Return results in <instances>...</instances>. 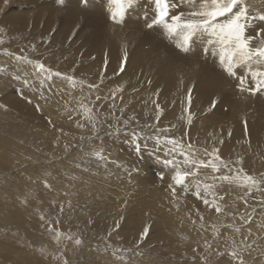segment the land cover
<instances>
[{
  "label": "rangeland",
  "instance_id": "obj_1",
  "mask_svg": "<svg viewBox=\"0 0 264 264\" xmlns=\"http://www.w3.org/2000/svg\"><path fill=\"white\" fill-rule=\"evenodd\" d=\"M40 1L43 2V0ZM56 1L60 2L56 7V11H59L54 12L56 15L52 16L54 18L51 17V22L54 25L48 24L51 28L47 29L44 28L46 22L41 21L36 25L38 22H31V19L27 23L18 25L17 30H10L7 26L9 25L7 16L13 11L17 12L20 9L24 11L28 7L25 4H20L18 0H12L6 7L3 6V11L0 9V41H3L0 43V55L10 57L18 64L20 63L21 68L18 69L23 73L27 72L26 74L34 73L36 78L44 79L45 71L51 72L55 79L52 92L61 90V101L69 108L68 111L57 114L58 111L51 108V99H46L40 94L33 96L27 90L29 86L26 88V85L23 86L25 83L18 82L20 77L19 79L17 77L8 79L9 72L6 71L8 66L4 65L5 61H2L3 64L0 62V174L4 175L3 177H6L7 180L12 178L11 181L14 184L21 181L22 184L28 185L23 195L17 194L21 190L20 187L17 186L16 190L13 188L7 200L18 205L22 204L24 207L27 204L30 205L27 209L21 206V210L29 216L25 222L37 223L32 227L38 235V238H33L22 227L3 223L2 215L13 219H18L19 216L15 210H8L0 205V264L2 262V264H24L20 260V256L16 254L19 251L27 253L30 249L36 251L31 256L38 258L39 264H64L65 260L67 264H193L194 262L197 264H239V261L230 255L233 251L238 253L244 264H264V183L249 189L238 183L221 179L224 175L234 177L241 168L245 173L257 178L264 175V140L259 142L253 135H247L238 141L215 140L207 128V115H204L202 110H196V108H201L196 106L192 100L191 104L187 102L188 95L182 100H176L165 93L157 94V92L150 91L149 84L151 82L148 81L139 84L138 88L135 86L137 83L130 85V60L137 56L139 58L143 54L146 59H153L152 62L158 64L159 71L162 70L165 73L163 70H166V67H162L163 62H169L167 59L173 57L171 55L174 53V47H170L174 46V36L166 35L168 33L164 32L166 29L163 28V25H159L160 27L156 25L151 29L147 27L155 14L153 0H135L123 17H118L116 21L111 16H106V14L112 15L115 10V5L111 3V0H77L81 6L76 8L73 5L77 12L84 13L86 10L88 14H94L86 5L87 1H92L97 5L95 8L100 10L101 14H105H94V16L80 14L79 18L74 20L76 21L74 24L77 26L72 30L69 39H57L55 36L66 28V24L73 25V20L68 19L72 16L68 9L70 1L47 0L43 4L55 6ZM198 1L194 0L196 5L200 3ZM172 2L177 3L178 1L172 0ZM243 3L248 8L249 16L247 17H253L251 20L255 18L260 21V25L254 26L255 29H252L253 27L251 28L246 21V35L256 37L252 40L251 45L256 40L258 43L264 41V20L259 18L264 15V0H255V2L243 0ZM39 4L35 8H38ZM189 5L183 0L179 1L178 8L170 9V16L179 11L190 10ZM24 6L25 8H23ZM75 14L78 13L75 12ZM83 16H89V24L81 21ZM99 18H103L104 21H99ZM57 20L60 21L58 24ZM116 33L123 37L124 42H115V40H119ZM99 35L105 37L104 46L115 44L114 47L120 49L121 58L116 61V66L114 65L115 61L110 57L112 46L106 48L101 45L100 50L95 49L92 53L88 52V56L77 51L76 48L82 43L77 44L76 39L81 37L83 42L82 36L99 37ZM74 38L76 39L74 40ZM209 39L212 38L204 36L195 39L194 42L202 44L199 49H204L205 44L215 45V43H208ZM142 40H145L144 44ZM163 41L165 44L158 43ZM194 42L191 46L195 45ZM133 44L135 45L133 46ZM215 48L217 49V47ZM23 57L27 59H18ZM122 62L124 64L123 71L120 70ZM37 64H43L44 71L38 69ZM207 65L208 63L203 66ZM30 67L34 68L33 72ZM171 67H169V72L171 70V72L179 74L180 66L174 67L173 64ZM193 68L189 67L188 69ZM162 72L160 76L163 75ZM2 77L6 79V84L2 83ZM68 77H71L72 80H69ZM72 81H75V84ZM226 85L224 88L226 91L229 89L228 93L226 92L228 98L241 96L244 98L245 93L254 94L247 90L255 86L250 81H245L243 85L245 90L243 91L240 87L241 84L239 86H234L232 83ZM143 86H147V89H143ZM144 90L145 93H143ZM136 91L140 93L136 94ZM146 92H150V94L147 93V98ZM258 92L260 93V91ZM5 93L10 94V99L3 96ZM41 93L43 92L41 91ZM133 93L134 95H132ZM142 94L146 96L144 97ZM154 94L156 97H152ZM162 95H166V97H162ZM127 96H131V98ZM184 100H186V104L183 102ZM157 105L161 108H157ZM136 106L137 110L138 107L141 110L144 108L140 114L149 117V120L146 119V123L145 120L137 116ZM147 106L149 107L147 108ZM178 106L179 108H177ZM86 109L91 111H86ZM165 109H168L167 112ZM152 114L154 120L156 118L159 120L153 121ZM180 115L182 116L180 117ZM189 116H191L190 124L188 123ZM175 120H178V123ZM183 126H186V129ZM14 135L15 138L12 137ZM19 135L21 136L19 137ZM193 135L194 137H191ZM165 137L184 143L180 144V149L175 150V159L178 161L183 159L179 154L181 149L185 150L184 152L188 151L185 144L193 143L192 149L203 159L210 158L205 153L206 148L208 153H211L214 148L219 149L218 154L228 167L222 168L219 173H213L211 169L201 170L199 179H191L189 185L179 188L170 182L168 184L172 187H169L158 174L152 173V164H155L152 159L162 161L163 158L164 162L173 159V145L169 144ZM195 137H198L199 140L196 141ZM199 143L201 144L199 145ZM114 149L118 152H115ZM197 149L202 150L198 151ZM203 151L204 153H202ZM96 152H100L103 158L96 156ZM123 157H126L125 162L129 165H123L127 170H125V175H122L124 181L118 180L120 183L115 187L117 190L113 193L114 202L107 203L104 198L103 201L90 202L91 195L98 197V194L96 195L93 190L100 185L104 187L110 185V183L103 182L100 176H107L108 173V176L113 178L112 176L121 174V172L118 173L117 168L122 165L120 159ZM103 167L104 169H102ZM102 172L104 173L102 174ZM138 176L151 177V180L162 189L160 193L162 197H155L157 191L149 192L146 183L139 184ZM72 177L77 178L79 183L85 184L88 189L87 199L78 196L79 193L76 196L77 190L64 192L60 187L55 190L53 186L55 182L65 181ZM148 185L150 187L151 184ZM195 185L200 186L195 188ZM205 185L210 189L207 192L204 191ZM51 187L52 190H50ZM173 189H175V194H173ZM58 190L61 192L60 194ZM197 191L201 193L199 198L196 195ZM32 196H37L39 200L37 201V198ZM215 197H217V202L223 205L222 213H217L214 207L210 208L203 203L204 198L211 201ZM219 197H223V200H219ZM127 200H134V203L136 201L138 210L133 207L127 211L125 209ZM29 201L34 202L32 206L40 210L33 212L34 208ZM147 203H153L154 206L150 207ZM166 203L168 207L165 205ZM170 209H173L174 212H171ZM143 210H146L147 221L141 225L137 218L140 215L138 211L142 212ZM188 210H190V214L194 212L197 215L192 220L185 218L189 222L185 219L184 223L183 221L179 222L182 218L180 214L186 213ZM160 211L168 215L172 224L176 221V225L177 223L178 225L176 226L174 223V227L172 226L170 229L168 224H158L156 218ZM186 214L189 216L188 213ZM57 221L59 223H56ZM185 222L189 224L186 225ZM117 223L119 224L118 228ZM50 225L52 230H49ZM152 226L155 227V230ZM145 227L149 228V233L141 240V233ZM188 227L193 230V233L195 232L194 235L198 236L202 233L199 236V241L195 239L197 237L192 239L193 236H189L188 238L187 235L191 232ZM221 228L229 230L222 231ZM232 230L236 232H232ZM57 232L60 233L59 237L56 235ZM190 235L192 234L190 233ZM221 236H224L227 244H221V240H219L222 238ZM75 239H79L81 243L77 245ZM178 246H181V249ZM26 248L28 249L26 250ZM10 250L14 251L10 252ZM4 251L8 255H5ZM1 254L4 258L1 257ZM4 255L9 260H6Z\"/></svg>",
  "mask_w": 264,
  "mask_h": 264
},
{
  "label": "bare ground",
  "instance_id": "obj_2",
  "mask_svg": "<svg viewBox=\"0 0 264 264\" xmlns=\"http://www.w3.org/2000/svg\"><path fill=\"white\" fill-rule=\"evenodd\" d=\"M10 1L12 0H0V9L3 11L4 10V7H6ZM16 1V0H15ZM47 0H43V2H46ZM51 1V0H50ZM55 1V0H53ZM69 5H68V9H70L71 11V14L72 16L68 19H72L73 20V25H69V24H66V28H64L62 31H59L58 34L55 36L57 39H62V38H66V39H69V37L72 35V30H74V27H76L77 25H75L74 23H76L75 18H79L80 14H83V15H92L94 16V14H98V15H103L101 14L100 10H98L97 8H95L97 5L96 3L92 2V1H87L86 2V5L88 6L87 8L91 9L90 11L94 12V14H88L86 12V10H84V13H79L77 12V10L75 9L76 8H79L80 4H78L79 2L77 0H69ZM178 1V0H176ZM181 1V0H179ZM255 2V0H253ZM257 1V0H256ZM18 2L20 4H25L26 7H28V9L24 10L23 8H25V6L22 8L24 11H21L18 10L17 12L16 11H13L11 14H9L7 16V19H9V25L8 28L10 30H17L16 27L20 24H23V23H27L28 20H31V22H38L36 23L37 24H40L41 21H44V23L46 22L45 25V29L49 28L53 22L52 21V16H55L56 14H54V12H58L59 10L56 11V7L60 4L59 1H56L55 2V6H52L51 4L50 5H46V4H43V2H41L40 0L39 1H34V0H18ZM184 3L185 0H183ZM198 2H201V0H199ZM249 2V1H248ZM252 2V1H251ZM39 4V7L38 8H35V6ZM49 3H53V2H49ZM63 4V3H62ZM195 4V2H194ZM250 4V3H249ZM253 4V2H252ZM75 7H74V6ZM84 5V6H86ZM4 6V7H3ZM30 7V8H29ZM81 7V6H80ZM101 7V6H100ZM103 7V6H102ZM192 5H189V8H191ZM247 7V6H246ZM83 8V7H82ZM111 8V7H110ZM181 8V7H180ZM253 8V7H251ZM111 9H114V8H111ZM105 10V8H104ZM89 11V12H90ZM188 11V10H186ZM78 13V14H75ZM86 12V13H85ZM91 13V12H90ZM8 14V13H6ZM135 15V14H134ZM75 16V17H74ZM107 17H112V15H107ZM249 16V14H248ZM52 17V18H51ZM101 17V16H99ZM131 17V16H130ZM133 17V16H132ZM248 19L246 20L247 21V24L252 28V29H255L254 26H258L260 25V21L257 20V19H253L251 20V18L253 17H247ZM89 16H83L81 21H84L86 24H89ZM112 19V18H111ZM55 20V19H54ZM60 20V19H59ZM99 21H104L103 18H99ZM40 22V23H39ZM60 21L57 20V24L59 23ZM78 22V21H77ZM254 22V23H253ZM121 23V22H120ZM29 24V23H28ZM49 24V25H48ZM62 24V23H61ZM35 25V24H34ZM54 25V24H53ZM41 26V25H40ZM39 26V27H40ZM159 26V25H158ZM162 26V25H161ZM160 27V26H159ZM264 27V26H263ZM51 28V27H50ZM164 28V27H163ZM44 29V30H45ZM42 30V29H41ZM77 30V29H76ZM159 30V29H158ZM96 32V31H95ZM161 32V31H160ZM164 32L168 33L167 30H164ZM119 40H115L116 43H120V42H124L123 40V37H121L118 33L115 34ZM161 35H163L161 33ZM166 35H169V34H166ZM109 38H112L111 36H108ZM76 38H74L75 40ZM82 39H83V42L81 41V37H79L78 39H76V43L77 44H80L82 43V45H80L77 49V51L80 53V54H85L88 56V52L92 53L95 49H99L101 48V45L104 46L105 45V37H101V35L98 36H88V37H85V36H82ZM126 39V38H125ZM131 39V38H130ZM128 39V40H130ZM174 46H172L171 44V47H174V53H172L171 56L173 57H169L170 59H167V61L169 62H163V66L162 67H166V70H163L165 71L162 72L159 71V67L157 66L158 64L156 63H153L151 58L149 59H146V57H144V55L142 54L139 58L138 56L132 60H130V70L129 71V83L130 85L134 84V83H137V85L135 84V86H140L139 84L141 83H144V82H151V84H149L150 86V91H153V92H157V94L161 93H165L166 95L168 96H172L174 97V99H184L185 97H187V95L189 96V89H191V100L192 102H194V104L198 107H200L201 109H198L196 108V110H202L203 114L207 115L208 117V121H207V128L208 130L210 131L211 134H213V138L215 140H220V139H223L224 141H227V140H242L243 137L247 136V135H253L255 136L259 142H262L264 140V89H261L260 90V93L259 92H256L254 94H250V93H245V97L243 98L242 96L241 97H236V98H228V91L229 89H227V91L225 90L224 88V85L227 86L226 84H229L232 83L234 86H239L240 85V79L241 78H244L245 81H250L252 84H254V81L252 80V76H251V71L249 69H252V70H255L256 68H259V67H262V65H258V64H255V63H252L251 65L249 66H241L239 67L238 69H236V75L235 76H230L227 72L224 71V68L223 66L220 64L219 62V45L218 44H215V45H204V49H199L200 46L202 44H197V42H194L195 45L193 46H190V49L189 51L185 52L182 50V48L179 47V44H180V38L179 37H176L174 36ZM141 40V39H140ZM73 41V40H72ZM138 42V41H137ZM140 42V41H139ZM143 44L145 43V40H142ZM160 44H165V41H163L162 43L161 42H158ZM140 44V43H139ZM115 44H112V45H108V46H104V47H111V51H112V54L110 55L111 59L114 62V65L116 66V61H118V59L121 58V55H120V52L119 51L120 49L114 47ZM126 45V44H125ZM135 44H133L134 46ZM60 46V45H59ZM252 47H259L261 46V42L259 41L258 43V40L254 41L253 42V45H251ZM61 47V46H60ZM126 47V46H125ZM163 47V46H162ZM205 47L206 50H205ZM217 47V49L215 48ZM64 48V47H63ZM132 48V47H131ZM158 48V46H157ZM100 50V49H99ZM214 50V51H212ZM54 51V50H53ZM158 51H164V50H158ZM46 52V51H45ZM180 53V54H179ZM47 54V52H46ZM100 54V53H99ZM103 54V53H102ZM182 54V55H181ZM50 55V54H49ZM101 55V54H100ZM124 55V54H123ZM154 56V55H153ZM129 57V56H128ZM15 59V58H14ZM16 60V59H15ZM18 60V59H17ZM208 62H207V61ZM2 61H5L6 63L4 64L7 68H6V71L9 72V76H8V79H12L14 77H17L19 79V83H25L23 84L26 85V88L27 86H29V89L27 88V90H29L28 92H30L33 96H36V95H43L44 97H46V99H51V103H52V107L53 110H57V114L60 113V112H66L68 111V107H66L65 104H63V102L61 101L62 100V91L61 90H55V92H52V85L55 81L54 77L52 76V73H48L49 71H45L44 73V79H40V78H36V75H34V73H29V74H26V73H23L22 70L18 69V68H21L20 66V63L18 64L16 61H14L13 59H11L10 57H6V56H1L0 55V62L3 64ZM20 62V61H19ZM85 63V62H84ZM208 63V67L207 66H203L205 64ZM174 64V67H177V66H180V69H179V74H176L175 72H170L168 71L169 70V67H171V65ZM31 66V65H30ZM109 66V65H108ZM213 66V68H212ZM105 67V66H103ZM191 68V67H194L193 69H188V68ZM4 68V67H3ZM172 68V67H171ZM9 69V70H8ZM30 69L32 70L33 72V69L34 68H31ZM174 69V68H173ZM36 70V69H35ZM97 70V69H96ZM104 70V69H103ZM37 71V70H36ZM44 71V70H43ZM84 71V70H83ZM162 72V76H160V73ZM3 73V72H2ZM42 73V71H41ZM110 73V72H109ZM37 74V72H36ZM86 74V73H85ZM14 75V76H13ZM42 76V75H41ZM10 77V78H9ZM162 77H165V78H162ZM167 77V78H166ZM128 82V81H127ZM2 83H7L6 79H4L2 77ZM16 85H18L17 83H15ZM19 84V85H21ZM68 84V83H67ZM145 85V84H144ZM255 85V84H254ZM148 86V87H149ZM147 87V86H146ZM143 86V89L146 88ZM240 87H242L240 85ZM142 88V87H141ZM247 88V87H246ZM147 89V88H146ZM81 90V89H80ZM86 90V89H85ZM113 90V89H112ZM140 90V89H138ZM224 90V91H223ZM41 91L43 93H41ZM88 91V90H87ZM131 91V90H130ZM143 91V90H142ZM50 92V93H49ZM94 92V91H93ZM91 92V93H93ZM227 92V93H226ZM35 93V94H34ZM136 94L140 93V92H135ZM145 93V90L144 92ZM148 92H146V95H147ZM95 94V93H93ZM97 94V93H96ZM113 94V92H112ZM115 94V93H114ZM129 94V93H128ZM135 94V95H136ZM150 94V92L148 93ZM242 95L244 93H241ZM106 95V94H105ZM134 95V93L132 94ZM131 95V96H132ZM143 95V94H142ZM145 95V96H146ZM151 95H152V92H151ZM166 95H162L166 97ZM4 97L6 96V98L10 99V94L9 93H5L3 95ZM131 96H127L129 98H131ZM140 96V95H138ZM137 96V97H138ZM144 96V95H143ZM144 96V97H145ZM124 97V96H123ZM148 97V95L146 96V98ZM152 97H156L155 94L154 96ZM5 98V99H6ZM37 98V97H36ZM39 98V97H38ZM125 98V97H124ZM134 98H136L134 96ZM2 99V98H1ZM137 99V98H136ZM142 99V98H141ZM156 99V98H155ZM126 100V99H125ZM128 100V99H127ZM150 98H149V102H150ZM168 100V99H167ZM129 101V100H128ZM153 101V99H152ZM170 101V100H168ZM213 101H216V105L215 107L212 106L213 104ZM136 102V101H135ZM134 102V103H135ZM154 102V101H153ZM157 102V101H156ZM174 102V101H173ZM176 102V101H175ZM185 104H186V100L183 101ZM188 102V101H187ZM151 103V102H150ZM164 103V102H162ZM169 103V102H168ZM183 103V104H184ZM254 103V104H253ZM133 104V103H132ZM138 104V103H136ZM135 104V105H136ZM141 104V103H140ZM146 104V103H145ZM149 105V103H147ZM157 104V103H156ZM182 104V105H183ZM184 104V105H185ZM58 105H60L58 107ZM173 105V103H172ZM171 105V106H172ZM181 105V106H182ZM183 105V107H185ZM141 106V105H140ZM153 106V104H152ZM177 106V105H176ZM180 106V108H181ZM187 106V105H186ZM192 106V105H191ZM149 106H147L148 108ZM174 107V105H173ZM139 109L137 110V106H136V113H137V116L142 119V120H145V123H146V119L149 120V117L145 116V115H141L142 112H143V109L141 110L140 107H138ZM161 108V107H159ZM165 108V107H164ZM175 108V107H174ZM179 108V106L177 107ZM187 108V107H186ZM48 109V108H47ZM50 109V108H49ZM154 109V107H153ZM156 109V108H155ZM192 109V108H191ZM193 109H195V107H193ZM51 110V109H50ZM166 110V109H165ZM168 110V109H167ZM166 110V112H167ZM184 110V109H183ZM152 111V110H151ZM185 111V110H184ZM71 112V111H70ZM70 112H69V115H70ZM141 112V114H140ZM158 112H160L158 110ZM162 112V111H161ZM171 112V111H170ZM180 112V111H179ZM164 113V112H163ZM169 113V112H168ZM181 113H182V110H181ZM180 113V114H181ZM196 113V111H195ZM146 114H149V113H146ZM159 114V113H157ZM183 114H185V112H183ZM198 114V113H197ZM68 115V116H69ZM200 115V114H199ZM198 115V116H199ZM135 116V115H134ZM152 116V119L153 121L154 118H153V114L151 115ZM163 116V115H162ZM179 116V115H178ZM182 115H180L181 117ZM197 116V115H196ZM201 116V115H200ZM165 117V116H164ZM167 117L168 114H167ZM175 117V116H173ZM206 117V116H205ZM70 118V117H69ZM72 118V117H71ZM171 118V117H170ZM179 118V117H177ZM185 118V117H184ZM162 119V118H161ZM206 119V118H205ZM68 120V118H67ZM159 119H157L158 121ZM198 121V118L196 119ZM75 121V120H74ZM168 121V120H167ZM176 122L178 120H175ZM174 121V122H175ZM180 121V120H179ZM182 121V120H181ZM203 121V120H201ZM149 122V121H148ZM185 122V121H184ZM205 122V121H204ZM203 122V123H204ZM145 123H142V124H145ZM166 123V122H165ZM178 123V122H177ZM197 123H200V122H197ZM73 124V123H72ZM176 124V123H175ZM183 124V123H182ZM205 124V123H204ZM181 125V124H180ZM179 125V126H180ZM178 126V125H177ZM185 127L186 129V126H183ZM198 127V126H197ZM206 127V126H204ZM158 128V127H157ZM182 128V127H181ZM200 128V127H199ZM156 129V128H155ZM184 129V130H185ZM198 129V128H197ZM195 130V129H194ZM206 130V129H205ZM26 132V130H24ZM179 131V130H177ZM204 131V129H203ZM180 132V131H179ZM186 132V131H185ZM184 132V133H185ZM197 132V131H196ZM195 132V133H196ZM27 133V132H26ZM164 133V132H163ZM183 133V134H184ZM203 133V132H202ZM207 133V132H206ZM194 134V133H193ZM197 134V133H196ZM205 134V132H204ZM202 134V135H204ZM210 134V135H211ZM201 135V134H200ZM207 135V134H205ZM21 135H19L20 137ZM113 136V135H112ZM175 136V135H174ZM198 136V135H197ZM13 138H15V135L12 136ZM189 137V136H188ZM191 137H194L191 136ZM208 137V136H207ZM163 138V137H162ZM198 141V137H195ZM211 138V137H210ZM255 138V139H256ZM1 139V138H0ZM45 139V138H44ZM47 139V138H46ZM45 139V140H46ZM179 139V138H178ZM189 139V138H188ZM194 139V138H193ZM161 140V138H160ZM164 140V139H162ZM192 140V139H191ZM214 140V141H215ZM249 140V139H248ZM181 141H183L181 139ZM124 142V141H123ZM180 142V141H179ZM190 142V141H189ZM194 142H195V139H194ZM200 142V141H199ZM207 142V141H206ZM222 142V141H221ZM241 142V141H240ZM183 143V142H182ZM180 143V144H182ZM209 143V142H208ZM207 143V144H208ZM233 143V141H232ZM236 143V142H235ZM238 143V142H237ZM243 143V142H242ZM166 144V143H165ZM184 144V143H183ZM193 143H191L192 145ZM195 144V143H194ZM197 144V143H196ZM201 143H199L200 145ZM216 144V143H215ZM247 144V142H246ZM245 144V145H246ZM159 145V144H158ZM157 145V147H158ZM169 145V144H168ZM198 145V144H197ZM204 145V144H203ZM243 145V144H242ZM254 145V144H253ZM258 145V144H257ZM260 145V144H259ZM163 146V145H162ZM185 146H187L185 144ZM215 146V145H214ZM234 146V145H233ZM238 146V145H237ZM184 147V146H183ZM181 147V148H183ZM194 147V145H193ZM202 147V146H200ZM205 147V146H204ZM212 147V146H211ZM221 147V146H220ZM231 147V146H230ZM239 147V146H238ZM245 147V146H244ZM4 148V146H3ZM123 148V147H122ZM163 148V147H162ZM196 148V147H195ZM198 148V147H197ZM203 148V147H202ZM209 148V147H208ZM237 148V147H236ZM257 148V146H256ZM5 149V148H4ZM107 149H110L107 147ZM180 149V148H179ZM207 149V148H206ZM241 149V148H240ZM115 152H118L116 151V149H114ZM159 150V149H158ZM177 150V149H176ZM187 150V148H186ZM198 150V149H197ZM199 150H202V149H199ZM198 150V151H199ZM229 150V149H228ZM112 151V150H111ZM164 151V150H163ZM185 151V150H184ZM260 151V150H259ZM114 152V153H115ZM242 152V151H241ZM113 153V151H112ZM174 153V152H173ZM201 153V152H200ZM204 153V151L202 152ZM231 153V152H230ZM249 153V152H248ZM228 154V152H227ZM243 154V153H242ZM256 154V153H255ZM262 154V153H261ZM223 155V154H222ZM234 155V154H233ZM232 155V156H233ZM240 155V154H238ZM246 155V154H245ZM164 156V154H163ZM207 156V155H206ZM1 157V155H0ZM209 157V156H208ZM226 157V156H225ZM162 158V157H161ZM4 160V159H3ZM2 160V161H3ZM121 160V163L122 165L117 168V171L118 173L121 172V174L119 176H112L113 178H111V176L109 177L108 176V173H107V176H100L102 181L106 182V183H110L109 186H106L104 187L103 185H100L99 188V192H98V188L93 190V192H96V195L98 194V197L94 196V195H91V201L92 203L96 202V201H99V200H102L103 201V198L105 199V201L108 203L109 201L110 202H114L113 200V193L116 192V185H118V183H120L121 180L124 181V178L122 177V175H125V169L126 167L123 166L124 164L125 165H129L128 163L125 162L126 160V157H123L120 159ZM167 160V159H166ZM1 161V160H0ZM7 161V160H5ZM130 161V160H129ZM152 161H155V164H152V173H156L158 174V176H160L161 180L165 181V183L167 185H169L168 183H174L173 180H172V176L174 175V171L172 169L171 166L167 165L166 162L163 161V158H162V161H159V160H153ZM248 161V160H247ZM132 162V161H131ZM149 162V161H148ZM146 162V163H148ZM97 163V162H96ZM135 163V162H134ZM132 165H134L132 163ZM144 165V164H143ZM149 165V164H148ZM105 167V166H104ZM104 167L102 169H104ZM140 167V166H138ZM146 167V166H145ZM253 167V165H252ZM255 167V166H254ZM112 168V167H111ZM142 168V167H140ZM101 169V168H100ZM145 170L149 171L147 168H144ZM108 170V169H107ZM141 170V169H140ZM102 171V170H101ZM146 171V173H148ZM107 172V171H106ZM106 172H105V175H106ZM112 172V171H111ZM225 172V171H224ZM104 172H102L103 174ZM204 174V173H203ZM113 175V174H111ZM4 176V175H3ZM1 174H0V205H2L3 207L7 208L8 210H15L16 213L18 214L19 218L18 219H13L12 217H7L6 215H2V219H3V223H7V224H12L15 225V226H19V227H22L24 230H26L25 232L27 234H29L30 236H32L33 238H36L38 235L36 234L37 232H35L36 230L33 229L32 226H35L37 223H34V222H30V223H27L25 222L27 219H28V215H26L25 212H23L21 210L22 207V204L21 205H18L17 203H11L7 200V197L9 198V194H10V191L14 188L16 190L17 186L21 188V190L19 192H17L18 195H23L25 194V189L28 187L27 184H22V182H17L14 184V182H12V178L11 180H7L6 177H3ZM200 176V175H199ZM9 177V176H8ZM20 179V178H19ZM199 179V178H198ZM93 180V179H92ZM120 180V181H118ZM25 181V180H24ZM98 181V180H97ZM102 181H100L101 183H103ZM194 181V180H192ZM137 182L139 184H144L146 183L147 186H148V189H149V192H152V193H156V196L155 197H160L161 196V188L160 186L158 187V184L157 183H154L153 180H151V177L149 178V176H138L137 178ZM160 182V181H159ZM195 182V181H194ZM99 183V182H98ZM148 184H151L150 187ZM193 184H196V183H193ZM187 185V184H186ZM189 185V183H188ZM55 190L56 188L58 189L59 187L61 188L62 191H67V190H70V191H75L77 190L78 192L75 193V195L77 193H79L78 196H83V198L87 199L88 197V189L85 187V184L83 183H79V180L75 177H72L70 179H66L65 181L64 180H59L57 182H55V184L53 185ZM191 186V185H190ZM196 186V185H195ZM200 186V185H199ZM206 186V185H205ZM193 187V186H192ZM180 188V187H179ZM197 188V186L195 187ZM172 189V188H171ZM177 189V188H176ZM201 189V188H200ZM52 190V187L51 189ZM186 190V189H185ZM190 190V189H189ZM192 190V189H191ZM196 190V189H195ZM106 191V192H105ZM56 192V191H55ZM59 192V190H58ZM92 192V193H93ZM61 192H59L60 194ZM63 193V192H62ZM109 193V194H108ZM176 193V192H175ZM8 194V195H7ZM81 194V195H80ZM72 195V193H71ZM74 195V194H73ZM218 195V194H217ZM77 196V195H76ZM147 196V195H146ZM32 197H35L37 198V201L39 200V198L37 196H32ZM128 197V196H127ZM152 197V196H150ZM162 197V196H161ZM18 198V197H17ZM16 198V199H17ZM101 198V199H100ZM217 197H215L216 199ZM28 199V198H27ZM33 199V198H32ZM130 199V198H129ZM153 199V197H152ZM26 200V199H25ZM35 200V199H34ZM152 201V200H151ZM8 202V203H7ZM109 202V203H110ZM165 202V201H164ZM10 203V204H9ZM29 203L31 204L32 206V203L34 202H30ZM154 203V202H153ZM153 203L148 204V206L150 207H153ZM168 203V202H167ZM167 203L165 204L167 206ZM24 205V204H23ZM29 204L26 205V208L28 207ZM96 205V204H95ZM113 205V204H112ZM141 205V204H140ZM22 206V207H21ZM30 206V205H29ZM41 206V205H40ZM94 206V204H93ZM99 206V204H98ZM157 206V205H155ZM34 208V211H39L35 206H32ZM133 207H135L136 210H138V205L136 204V201L134 203V200L132 201H128L126 202V205H125V209L128 211V210H131ZM168 207V206H167ZM94 208V207H93ZM183 208V207H182ZM124 209V210H125ZM159 209V207H158ZM31 210V209H30ZM171 212L173 211V209H170ZM261 210V209H260ZM99 211V210H98ZM180 211V210H179ZM263 211V210H261ZM2 212V210H1ZM140 213V215H138V218L137 220L139 222H141V225H144V223L147 221V216L145 215L146 214V210H143L142 212L138 211ZM157 212V211H156ZM156 212H155V216H156ZM159 212V211H158ZM166 212L168 213V210L166 208ZM174 212V211H173ZM182 212V211H181ZM190 210H188L186 213H188L189 216H186L187 214L184 212V213H181L180 216L182 217L180 221H183L185 218L187 219H194L193 217H195L197 215V213L194 214L193 213H189ZM150 213H153V212H150ZM170 213V212H169ZM177 213V212H176ZM133 214V213H132ZM154 214V213H153ZM158 215V214H157ZM173 215L171 214V217ZM174 219V218H172ZM177 219V218H176ZM175 219V220H176ZM187 219H185L187 221ZM150 220V218H149ZM178 221V219H177ZM156 222L158 224H162V225H169L170 226V229L172 228V226L174 227V223L176 225V221L173 222L172 224V221L171 219L168 217L167 214H163L159 213L158 217L156 218ZM189 222V221H187ZM186 223L189 224V223ZM194 222V221H193ZM184 223V221H183ZM151 224V223H150ZM181 224V223H180ZM178 225V223H177ZM176 225V226H177ZM185 224H183L184 226ZM185 225V226H186ZM193 225V224H192ZM252 225V224H251ZM182 226V225H181ZM158 227V226H157ZM190 227V226H189ZM190 229V233L192 235H190V233L187 235L188 238L189 236H193V238L195 239H198V241L200 240V237L201 236L200 233L198 236L197 234L194 235L193 233V230L191 228ZM14 228V227H13ZM153 228V226H152ZM162 228V227H161ZM178 228V227H177ZM181 228V227H180ZM187 229V227H185ZM155 230V227L153 228ZM159 229V228H158ZM179 229V228H178ZM178 229H175V230H178ZM223 229L222 231H226V230H229L228 228H221ZM1 230V229H0ZM13 230V229H12ZM11 230V231H12ZM163 231H165L164 229H162ZM174 230V229H173ZM157 231V230H156ZM160 231V230H159ZM201 231V230H200ZM212 231V229H211ZM221 231V232H222ZM1 232V231H0ZM17 232V231H16ZM177 232V231H176ZM181 232V231H180ZM182 232H185V231H182ZM220 232V233H221ZM232 232H236L235 230H232ZM158 233V231H157ZM14 234V233H13ZM169 234V233H168ZM178 234V233H176ZM211 234V233H210ZM172 236H175V235H172ZM177 236V235H176ZM186 236V237H187ZM163 237V236H162ZM222 238L219 240H221V244L225 245L227 244L224 240V236H221ZM33 238H30V239H33ZM38 238V237H37ZM180 239V237H178ZM191 238V237H190ZM42 239V238H41ZM40 239V240H41ZM177 239V238H176ZM179 239H177V241H179ZM29 240V238H28ZM73 240V239H72ZM76 240V239H75ZM173 240V239H172ZM184 240V239H183ZM191 240V239H190ZM30 241V240H29ZM168 241V240H167ZM201 242V241H200ZM228 242V241H227ZM24 243V242H23ZM172 243V241H171ZM215 243V242H214ZM175 244V242H174ZM183 244V243H182ZM193 244V243H192ZM217 244V243H216ZM76 245V244H75ZM184 245V244H183ZM202 245V244H201ZM222 245V246H223ZM25 246V245H24ZM26 246H28L26 244ZM40 246V245H39ZM194 246V245H192ZM179 247V246H178ZM202 247V246H201ZM3 248V247H1ZM9 248V246H8ZM181 249V246L179 247ZM178 248V249H179ZM14 249V247H13ZM28 248H26L27 250ZM38 249V248H37ZM179 249V250H180ZM56 250V249H55ZM58 250V249H57ZM56 250V251H57ZM200 250V249H199ZM14 250H10V252H12ZM16 251V250H15ZM19 251V250H18ZM24 251V249H23ZM66 251V250H65ZM178 251V250H177ZM27 252V251H26ZM36 251L33 250V249H30V251H28L27 253L25 252H17L16 255H19L20 256V260L24 262V264H39V259L34 257V256H31L32 253H35ZM1 253V252H0ZM5 253V251H4ZM14 253V252H13ZM180 253V252H179ZM5 255H8L7 253H5ZM4 255V256H5ZM1 257L2 254H1ZM9 257H10V253H9ZM12 257H14L12 255ZM16 257V256H15ZM220 257V255L218 256V258ZM4 258V257H3ZM17 258V257H16ZM5 259L6 260H9L6 258L5 256ZM96 259V258H95ZM15 262V261H14ZM13 262V263H14ZM107 262V261H106ZM3 263V262H2ZM1 263V264H2ZM109 263V262H108ZM195 264H197V262H194ZM193 263V264H194ZM23 264V263H22ZM112 264V263H110ZM184 264V263H183Z\"/></svg>",
  "mask_w": 264,
  "mask_h": 264
},
{
  "label": "snow or ice",
  "instance_id": "obj_3",
  "mask_svg": "<svg viewBox=\"0 0 264 264\" xmlns=\"http://www.w3.org/2000/svg\"><path fill=\"white\" fill-rule=\"evenodd\" d=\"M186 2L192 7L188 11H179L176 14L170 16V9L179 7V0L177 3H173L172 0H153L155 7V14L151 21L147 24L148 28H153L156 25H163L171 36L180 38L179 47L183 51L187 52L190 49L191 44L195 39L199 37H210L208 43H215L219 45V62L223 66L224 71L230 76L236 75V69L241 66H249L252 63L262 65V67L256 68L251 71L252 80L255 86L247 89L251 93H255L264 89V41H261V46L252 47L251 42L256 37L246 35V20L248 16V8L244 5L243 0H201L196 5L194 0H186ZM111 3L115 5V10L112 13L114 21L118 17L122 18L128 8H131L135 3V0H111ZM264 20V15L259 17ZM3 43V41H0ZM18 59H27L26 57ZM36 67L40 70L44 69L43 64H37ZM121 71L124 70V64L121 63ZM57 75H60L57 73ZM72 80L71 77H68ZM75 84V81H72ZM241 90H245L243 85L245 84L244 78L240 79ZM191 89H189L188 102L191 104ZM99 99V97H97ZM216 101H213L212 106L215 107ZM159 108V105H157ZM86 111H91L86 109ZM127 123V122H125ZM188 123H191V116L188 117ZM82 126V125H81ZM167 131V130H165ZM159 139V138H157ZM165 140L173 145L174 156L173 159L166 161L167 165L171 166L174 175L172 180L176 186L184 187L190 183L191 179H198L201 170L211 169L213 173L221 172L222 168H227L228 165L224 162L223 158L219 156V149H213L211 153H205L210 157L209 159L200 158L192 149V145L188 144V151L184 152L182 149L180 155L182 160L175 159V150L180 147V142L169 137H165ZM96 156L103 158L100 152L95 153ZM221 179L229 182H235L241 186H245L249 189L252 187H258L264 183V175L259 178L249 175L241 168L235 174V176L224 175ZM172 187V185H169ZM199 187V185L197 186ZM209 186L204 187V191H209ZM175 194V189H173ZM197 197H201L199 191L196 192ZM219 200H223V197H219ZM203 203L210 208L214 207L217 213L223 212V205L217 202V199L209 201L204 198ZM62 210V209H61ZM43 219V217H42ZM203 219V217H201ZM56 223H59L57 221ZM117 228L119 224L117 223ZM49 230H52L51 225ZM239 231V229H237ZM149 233V228L145 227L141 233V240H143ZM59 237L60 233H56ZM71 239V237H70ZM75 243L79 245L81 241L75 240ZM209 247H211L209 245ZM230 255L239 261V264H244L235 251ZM67 264V261H64Z\"/></svg>",
  "mask_w": 264,
  "mask_h": 264
}]
</instances>
